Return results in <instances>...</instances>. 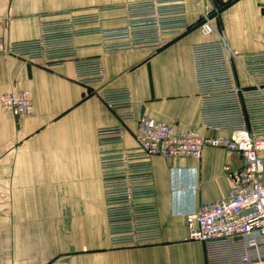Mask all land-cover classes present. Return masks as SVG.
<instances>
[{
	"label": "crops",
	"instance_id": "1",
	"mask_svg": "<svg viewBox=\"0 0 264 264\" xmlns=\"http://www.w3.org/2000/svg\"><path fill=\"white\" fill-rule=\"evenodd\" d=\"M143 0H0V38L39 37L49 17ZM189 28L165 33L160 46L106 50L101 34L75 39V57L99 55L107 86H128L130 109L159 121L200 128L191 47L216 37L199 28L210 9L217 28L240 52L264 50V0H185ZM103 25L128 22L124 9L105 13ZM238 76L244 84L248 77ZM30 89L33 109H0V264H206L204 244L188 237L185 212L218 201L232 187L241 155L207 147L201 157L156 155L153 169L161 240L114 246L100 177V127L119 123L98 85L78 81L74 59L48 62L0 53V93ZM125 110V109H124ZM135 122L124 125L134 144Z\"/></svg>",
	"mask_w": 264,
	"mask_h": 264
},
{
	"label": "built area",
	"instance_id": "2",
	"mask_svg": "<svg viewBox=\"0 0 264 264\" xmlns=\"http://www.w3.org/2000/svg\"><path fill=\"white\" fill-rule=\"evenodd\" d=\"M121 9L127 10L128 22L105 27V13ZM209 11L201 9L199 28L216 37L191 47L200 128L134 114L131 89L107 86L99 55L75 57V39L89 34H101L108 51L160 46L165 33L189 28L185 0H149L61 13L42 22L37 38H0V53L48 62L74 59L78 81L98 85L105 104L121 109L119 123L97 131L104 205L114 246L161 240L154 156L199 158L207 147H224L239 153L243 164L234 172L225 198L185 212L188 237L204 244L206 264H264V50L233 48ZM237 66L248 84L238 79ZM0 109L30 114L32 91L13 88L0 93ZM130 120L135 122L134 144L124 146V125Z\"/></svg>",
	"mask_w": 264,
	"mask_h": 264
},
{
	"label": "rangeland",
	"instance_id": "3",
	"mask_svg": "<svg viewBox=\"0 0 264 264\" xmlns=\"http://www.w3.org/2000/svg\"><path fill=\"white\" fill-rule=\"evenodd\" d=\"M145 1H149V0H143V1H136V2H131V3H123V4H120V5H129V4H133V3H140V2H145ZM115 6V5H114ZM99 8V7H98ZM98 8H95V9H93V10H79V11H77V10H73V12H71V13H84V12H89V11H94V10H96V9H98ZM127 11V10H126ZM209 14H211L212 15V13H211V10L209 11ZM202 14H201V18H202ZM213 16V15H212ZM141 48H143V47H141ZM238 71H242V69L240 68V67H238L237 66V76H238ZM240 76H238V79L240 80V82H242L241 81V78H239ZM243 83V82H242ZM4 93V92H3ZM181 158H187V157H181ZM108 234H109V232H108ZM110 238V237H109Z\"/></svg>",
	"mask_w": 264,
	"mask_h": 264
}]
</instances>
